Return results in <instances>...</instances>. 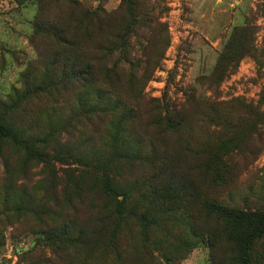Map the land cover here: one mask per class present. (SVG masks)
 <instances>
[{"label": "rangeland", "instance_id": "rangeland-1", "mask_svg": "<svg viewBox=\"0 0 264 264\" xmlns=\"http://www.w3.org/2000/svg\"><path fill=\"white\" fill-rule=\"evenodd\" d=\"M78 1L84 7L49 9V23L65 24L54 40L33 32L36 0H0V101L14 89L22 96L6 123L37 148H1L0 264H212L208 237L191 230L217 224L190 211L191 191L199 209L206 193L239 207L264 198V0H133L134 24L126 0ZM97 7L110 21L74 27ZM56 55L90 84L39 92L46 71L62 76ZM98 89L111 100L103 112L92 109ZM241 104L261 121L239 130L249 139L235 148L232 183L212 184L196 157L233 151L214 147L217 126ZM118 127L119 140L153 144L160 183L146 144L129 159L113 153ZM104 176L116 195L103 190Z\"/></svg>", "mask_w": 264, "mask_h": 264}, {"label": "trees", "instance_id": "trees-1", "mask_svg": "<svg viewBox=\"0 0 264 264\" xmlns=\"http://www.w3.org/2000/svg\"><path fill=\"white\" fill-rule=\"evenodd\" d=\"M27 1L28 0H12V2L18 7L23 6ZM126 1L127 5L130 7L129 24H134L135 16L133 12L135 11V4L133 3V0ZM36 2L39 10L34 19L33 32L34 34L51 37V39L54 40H59L61 38L60 35L65 31V24L64 21H61L60 24L57 21L54 23H49L47 21L51 6L55 5L53 8L58 11L68 7H84L78 0H36ZM81 11L82 13L74 16L72 21L75 28H82V25L89 26V24L96 25L100 28L102 24H106L110 21L109 14L99 7L94 10L88 9ZM87 33L88 32L85 33V36H87ZM114 36L120 39L118 34ZM56 57H58V55L55 56V61L63 70L62 76H60L59 79H55L53 72L50 73L49 71H46L43 81L39 86V92L48 91L51 94L56 91L58 87H64L69 83H72L75 79L78 83H84L85 85L90 84L89 80L78 78L80 73L71 68L73 66L75 67V65L68 64V60L59 61ZM69 68L72 69L71 72L68 71ZM104 79L105 81L110 82L107 73ZM22 89L23 91L26 90L25 92L29 95L26 85H22ZM94 95L97 97L98 101L92 109H97L99 112H103L107 108V103L111 101L108 92H102V90L98 89L94 92ZM21 99L22 96L14 89L13 94L4 99L6 100L5 102L0 101V160L5 164L4 166L6 170L9 168V165L7 164L6 159L1 158V148L4 142L9 141L12 144L17 145V147L23 150L28 156L37 153V148H35L32 141L26 137H19L18 133L6 123L9 114L12 112L16 113L14 109L19 108L16 102ZM239 110L240 113L233 121L225 120L218 124L221 126L217 127L221 128L224 132L219 135L217 138L218 143H215L214 146L216 149L232 148L233 151L230 149L225 150L222 153H202L200 156H197L198 154L195 155L197 156L196 158L199 159V166L195 169L200 171V175H202L207 182L209 181L212 184L220 186H226L232 183L237 174V170L233 165V160L236 157L234 156V153L236 152L235 148H238L239 146L247 148L246 142L249 139L240 136L239 130L243 129L244 122L251 120L253 121V126L250 129L251 132H254L256 124L258 121H261V119H259L262 117V115H260L261 113L257 112L252 106L241 104ZM250 114H254L252 116L253 120L250 119ZM116 130L113 139L114 143L120 142V149H114L113 153L116 155L121 154L120 157L122 156L123 158L129 159L133 155H140L142 145L146 144L151 153V165L155 166V169L151 170L150 178L153 182L160 183L163 180L161 173H163V175L165 173L162 172V167L156 165V163L159 162V159L157 155H154L156 151L153 144L149 141L145 142L141 138H135L131 144L128 141L119 140L122 129L118 127ZM244 152L246 153L241 155V158L245 161L249 160L252 153L247 149H245ZM38 156L39 155L37 154L36 157ZM191 182L192 181H190V183ZM102 186L107 194L116 195L115 189L113 190L111 180L108 177H103ZM193 194V191H191L190 200L186 203L190 211L192 212L193 210L195 214L201 212L204 217L213 219L217 224L215 230L202 228L197 230L193 228V230H191V233L196 237L203 236L202 234L208 237V239L206 238L208 242L206 245H208V248L210 249L212 264H217V257L219 256L225 258V263L223 264H264V198L262 200L256 198L251 201L245 199L243 202L244 206L239 207L236 205H225L218 197L206 193L203 195V201L201 203V208L199 209L200 206L194 204ZM8 197L9 193L7 192V196L4 198L5 204ZM190 219L192 218L190 217Z\"/></svg>", "mask_w": 264, "mask_h": 264}]
</instances>
